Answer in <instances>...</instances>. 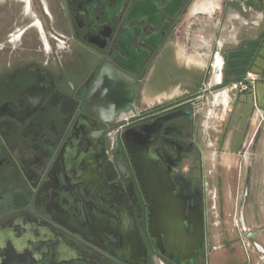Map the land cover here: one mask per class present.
<instances>
[{
	"label": "flooded vegetation",
	"instance_id": "obj_1",
	"mask_svg": "<svg viewBox=\"0 0 264 264\" xmlns=\"http://www.w3.org/2000/svg\"><path fill=\"white\" fill-rule=\"evenodd\" d=\"M63 9L96 58L74 86L48 58L0 44V264H210L195 106L225 83L210 84L209 60L186 58L183 24L264 14V0H63ZM59 47L61 57L68 46ZM260 229L240 235L255 247L264 231L248 234Z\"/></svg>",
	"mask_w": 264,
	"mask_h": 264
},
{
	"label": "crops",
	"instance_id": "obj_2",
	"mask_svg": "<svg viewBox=\"0 0 264 264\" xmlns=\"http://www.w3.org/2000/svg\"><path fill=\"white\" fill-rule=\"evenodd\" d=\"M30 4L29 10L28 0H0V44L8 49L30 51L28 58L37 64L42 58H48L50 65L57 68L56 71H62L68 84L74 86L96 65V58L87 55L90 43L80 36H73L77 34L76 23L63 9V0H31ZM232 18L234 16L229 14L226 21L229 23ZM239 20L238 26L230 25L228 28V32L233 34L227 36L224 58L218 53L214 56L210 84L224 81L228 90L231 83L246 80L248 73L255 75L256 80L246 90L238 91L234 101L224 107L225 115L221 117L217 136L206 133V146L212 149L210 157L205 158V178H210V184L207 181L204 183L218 191L220 201L223 195L224 202H227L220 208L221 227L210 223V264H264V252L240 235V232L245 234L259 229L258 226L264 222L263 207L256 204L259 196L262 199L264 181V14L245 16ZM58 39L59 43L65 40L68 46L61 57L57 55L58 52L50 51L60 48L56 42ZM198 46H202L201 41ZM217 55L221 57L222 64L215 69ZM215 73L220 74L219 80L212 83ZM246 145L248 148L242 154ZM237 161L243 168L233 178L241 177L244 185L248 179L249 188L239 228L232 217L236 215V207L231 201L230 188L233 185L238 188L240 182L237 180L232 184L223 177V173H228L231 164ZM169 182L166 175L168 185ZM256 240L264 249V234H260ZM246 242L250 243L247 250L244 248Z\"/></svg>",
	"mask_w": 264,
	"mask_h": 264
},
{
	"label": "rangeland",
	"instance_id": "obj_3",
	"mask_svg": "<svg viewBox=\"0 0 264 264\" xmlns=\"http://www.w3.org/2000/svg\"><path fill=\"white\" fill-rule=\"evenodd\" d=\"M191 21H194L195 23L194 25H192L194 27L193 29L188 28V25L191 24L190 23ZM239 21L241 20H237L234 17L231 19V22L229 23L226 21V19L225 21L220 23V19L216 15H212V16L197 15L189 19L187 18L183 24V28H184V31H186L189 36V42H191L192 48L186 52V58L198 63L196 65L198 67H203L201 65H204V62L209 60L210 66L208 65V67H210L212 71V62H213L214 54L217 52H220L221 57L224 58L223 53H224V49L226 48V43L228 41L227 36L228 34L229 35L233 34L232 32L230 33L228 32L229 30L228 28H230L229 26L230 25L238 26ZM200 41L202 42V45H204L205 47H198ZM214 43L216 44L217 48H213ZM62 50L63 49L61 48H58V49L53 48L51 51L53 53L58 52V54H60ZM221 83L222 82L218 83L217 85H221ZM156 85H157V80L152 82L151 88L153 90L151 89V91L148 93L149 95L152 96L155 94L154 88L156 87ZM226 87L227 85H224V86L222 85V87H220L218 91H213L211 95H207V97L203 98L201 104L197 103L195 106V107H198V109L200 110L199 119L203 123V126L200 127L199 129V137L201 141L205 144L206 157H210L211 149H212L211 147H208V145L206 146V142H207L206 133L214 137L217 136L218 129L220 128L221 117L225 115L224 107L226 108L228 104L230 105V103L234 101L235 96L238 93V90L228 91ZM219 91H225L227 93L226 104H224L222 97H219L218 101L216 102L213 101V95ZM150 101H154V98L150 99L147 97L144 99V103H150ZM152 138L153 137H150L149 139H152ZM158 157L159 158H154L152 160L154 164H157V162L163 163L161 162L162 161L161 159H163L162 155L160 154L158 155ZM240 164H241L240 161L232 163L230 171L225 174L223 173V177L226 179V181L228 178V181L232 184H235L234 182L235 181L237 182V180L240 182L238 188H234L233 187L234 185L230 188L231 189L230 191L232 192L230 194L231 199H232L231 201H233L236 207V215L235 216L233 215L232 217L234 219V222L238 224V228L240 226L238 223L237 214L239 212L240 203H241L242 196H243L245 189H244L243 179L241 177H238L239 179L235 180L233 176L236 172H238L240 169L243 168V166L241 167ZM166 168H167L166 170L170 169V167L167 165H166ZM204 180H205V177L203 175L202 176L200 175L199 177H197V183L194 185V189H196V191H199L201 190V188L204 187V184H203ZM206 181L208 182V184H210V178H206ZM208 188H209L208 197L210 198L209 200L210 223L212 224L216 223L214 226L219 228L221 227V224H222V219H221L222 212L220 208L221 206H223L224 203L226 205L227 202H224L225 198L223 195L221 196V201L219 200L218 191L216 190L214 191V189H210V187ZM174 198L176 199V195ZM256 204L258 205V207L259 206L263 207V200L260 198V196L257 199ZM263 227H264V222L262 225L258 226V228H263Z\"/></svg>",
	"mask_w": 264,
	"mask_h": 264
},
{
	"label": "built area",
	"instance_id": "obj_4",
	"mask_svg": "<svg viewBox=\"0 0 264 264\" xmlns=\"http://www.w3.org/2000/svg\"><path fill=\"white\" fill-rule=\"evenodd\" d=\"M60 39H58L56 42L58 44V46L60 44H63V46H65V40L62 41V43H59ZM256 80V77L255 75H253L252 73H248L247 74V78L246 80H241V81H238V82H235V83H232L228 86V90L229 91H232V90H238V91H243V90H246L250 85H252L254 83V81ZM248 148V145L244 146V149L242 151V154L245 153V151L247 150ZM250 246V243L249 242H246L244 243V248L245 250H247V248Z\"/></svg>",
	"mask_w": 264,
	"mask_h": 264
},
{
	"label": "bare ground",
	"instance_id": "obj_5",
	"mask_svg": "<svg viewBox=\"0 0 264 264\" xmlns=\"http://www.w3.org/2000/svg\"><path fill=\"white\" fill-rule=\"evenodd\" d=\"M221 64H222L221 57H220L219 55H217V56H216V59H215V62H214V67H215V69H218V68L221 66ZM215 72H216V71H215ZM219 73H220V72H219ZM218 75H220V74L215 73V74L213 75V78H212V80H211L212 83H215L216 81L219 80ZM221 96L223 97V100H224V102H225V101H226V98H227V97H226L227 94H226L225 91H220V92L214 94V96H213L214 101H217L218 98L221 97Z\"/></svg>",
	"mask_w": 264,
	"mask_h": 264
},
{
	"label": "water",
	"instance_id": "obj_6",
	"mask_svg": "<svg viewBox=\"0 0 264 264\" xmlns=\"http://www.w3.org/2000/svg\"><path fill=\"white\" fill-rule=\"evenodd\" d=\"M116 72L119 73L118 70H116ZM102 104H104V103H102ZM246 196H247V187H246V189H245L244 200H243V203H242V206H241V210H242V212H241V218H242V219H243V209H244V204H245ZM262 199H263V211H264V181H263V193H262ZM263 231H264V227H263L262 229L256 231V232H254V233H250V234H248V236H249V237H252V236H254V235H257V234H259V233H262ZM254 244H255V246H256L258 249H260L261 251L264 252V249H263V247H262L260 244H258V243H256V242H255Z\"/></svg>",
	"mask_w": 264,
	"mask_h": 264
}]
</instances>
